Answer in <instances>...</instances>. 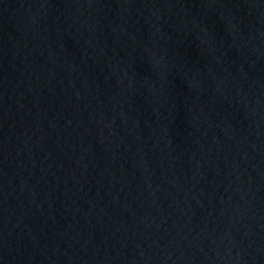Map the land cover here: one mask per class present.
I'll use <instances>...</instances> for the list:
<instances>
[{"label": "water", "instance_id": "1", "mask_svg": "<svg viewBox=\"0 0 264 264\" xmlns=\"http://www.w3.org/2000/svg\"><path fill=\"white\" fill-rule=\"evenodd\" d=\"M0 264H264V0H0Z\"/></svg>", "mask_w": 264, "mask_h": 264}]
</instances>
